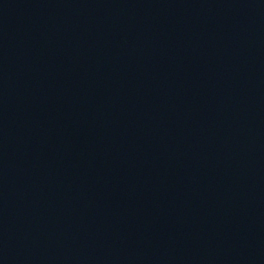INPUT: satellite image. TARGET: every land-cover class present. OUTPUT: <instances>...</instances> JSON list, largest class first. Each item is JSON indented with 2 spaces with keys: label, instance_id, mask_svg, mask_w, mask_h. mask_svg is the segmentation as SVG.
Returning <instances> with one entry per match:
<instances>
[{
  "label": "water",
  "instance_id": "95a60500",
  "mask_svg": "<svg viewBox=\"0 0 264 264\" xmlns=\"http://www.w3.org/2000/svg\"><path fill=\"white\" fill-rule=\"evenodd\" d=\"M0 264H264V0H0Z\"/></svg>",
  "mask_w": 264,
  "mask_h": 264
}]
</instances>
